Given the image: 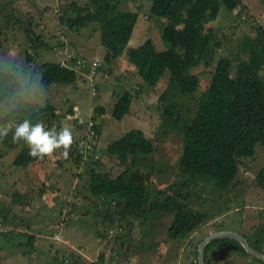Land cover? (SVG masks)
I'll list each match as a JSON object with an SVG mask.
<instances>
[{
	"label": "rangeland",
	"instance_id": "obj_1",
	"mask_svg": "<svg viewBox=\"0 0 264 264\" xmlns=\"http://www.w3.org/2000/svg\"><path fill=\"white\" fill-rule=\"evenodd\" d=\"M68 1L0 0V66L21 83L8 103H0V115L19 97L37 104L50 103L58 117L51 119L48 127L44 124L45 128L68 127L74 139L81 136L79 124L82 123L73 121L71 110H78L85 119L95 115L100 127L94 140V150L100 157L98 169L113 175L122 169V165L117 158L105 153L107 144L133 127L143 128L155 143L154 165L149 168L148 179L151 196L155 190L171 186L169 189L182 193L189 205L206 212L208 219L187 236L170 238L167 228L171 213L156 210L146 216L123 217L114 206L102 204L90 193L88 169L74 155L65 158L56 150L48 155L47 161H39L42 165L29 164L31 174H27L12 164L17 149L5 147L0 139V151H3L0 155V217L5 227L0 231L3 232L0 250L3 258L21 255L23 259L26 257L28 264H52L54 258L79 264H194L198 259V244L213 232L233 228L247 234L251 240L260 237L256 231L259 224L264 225V190L256 186L254 174L264 162V148L256 145L253 156L240 159L236 182L227 190L200 182H184L178 170L181 135H164L160 128L159 92L166 76L154 87L143 86L130 64H126L125 55L116 66L106 64L97 33L88 37L84 29L82 34H77L60 22V6ZM123 4L139 11L127 47L137 45L149 35L157 37L158 24L148 17L150 0H125ZM208 25L213 26L219 45L212 64H201L193 69L200 76L197 93L208 85L218 57L233 58L244 36H254L258 25L264 27V0H241V5L232 11L221 5L218 16ZM27 30L38 34L46 45L31 46ZM63 40L72 44L76 55L92 52L88 55L103 60L101 69L108 76L100 80L96 95L89 93L86 71L83 74L77 72L81 78L70 85L40 84L37 66L44 60H60L61 54L55 50ZM28 55L30 59H27ZM125 89L133 93V100L129 111L121 119H115L113 104ZM193 100L191 98L185 104L193 107ZM98 107H103V112ZM85 132L86 128L82 130L83 134ZM140 167L147 171L145 166ZM57 184L63 190L54 192L49 205L41 202L43 192L49 187L54 191ZM59 231L60 235L56 236ZM23 233L35 235L33 247L25 244ZM262 246L264 248V235ZM100 254L104 257L103 262L98 261ZM207 262L264 264L223 245L209 249Z\"/></svg>",
	"mask_w": 264,
	"mask_h": 264
},
{
	"label": "trees",
	"instance_id": "obj_2",
	"mask_svg": "<svg viewBox=\"0 0 264 264\" xmlns=\"http://www.w3.org/2000/svg\"><path fill=\"white\" fill-rule=\"evenodd\" d=\"M124 2L70 0L60 6L58 17L61 23L77 34H82L84 29L88 37L97 33L99 43L104 48L105 63L116 66L125 55L133 74L142 83L140 85L154 87L166 76L164 87L159 92L160 128L164 135H181L178 170L184 182H200L219 190L229 189L236 182L240 159L253 156L256 145L264 148V27L258 25L254 36H244L233 58L218 57L208 85L197 93L200 76L193 69L201 64H212L219 45L214 28L208 23L218 16L221 5L232 11L241 5V0H150L148 17L158 24L157 37L149 35L137 45L128 47L139 11L126 8ZM32 34L26 31L31 46L46 45L38 34ZM59 45L55 52L64 46L75 51L67 40L62 41L61 47ZM30 58L28 55L27 59ZM37 73L43 86L70 85L81 76L59 59L42 61L37 66ZM20 84L14 74L0 66V103H8ZM191 98L194 99L193 107L185 104ZM132 100L130 90L119 93L113 104L112 116L121 119L129 111ZM98 110L103 112L104 109L98 107ZM74 111L71 110L70 116L77 122L72 116ZM54 117H58L54 105L37 104L19 97L17 101L9 103L0 115V124L21 123L28 119L33 124L41 120L48 127ZM91 117L95 118V115ZM98 125L95 126L96 137L100 132ZM79 126L81 136L74 139L68 156L74 155L77 161L86 165L89 191L102 204L114 206L123 217L146 216L156 210L171 213L167 233L173 239L187 236L208 219L206 212L189 205L182 193L169 189L171 186L155 190L151 196L148 179L154 165L152 153L155 143L143 128L133 127L107 144L105 153L117 158L122 165V169L113 175L98 169L100 157L96 150L81 151V141L85 137L82 130L86 127L83 124ZM13 134L14 128L1 139L5 147L17 149L12 164L22 169H27L32 163L41 164L39 161L42 159L32 157L23 140L19 144L12 143ZM58 150L63 154V149ZM2 154L3 151H0ZM43 159L47 161L48 156ZM140 166H145L147 171ZM254 182L264 190V162L254 174ZM257 228L260 237L255 240L242 234L253 248L264 253V225L259 224ZM0 234L3 235V232ZM23 235L26 236L25 244L33 247L35 235ZM215 245L236 249L264 263L262 259L249 254L236 238L222 236L206 244V264L208 251ZM0 258L2 260V256ZM65 261L79 264L77 261L56 258L52 264ZM98 261H104L102 254L98 256ZM2 263L5 264L3 260ZM194 264H198V260Z\"/></svg>",
	"mask_w": 264,
	"mask_h": 264
},
{
	"label": "clouds",
	"instance_id": "obj_3",
	"mask_svg": "<svg viewBox=\"0 0 264 264\" xmlns=\"http://www.w3.org/2000/svg\"><path fill=\"white\" fill-rule=\"evenodd\" d=\"M14 128L12 143L19 144L21 140L29 148L32 157L43 159L58 149H63V156L67 158L71 145L74 143L72 131L68 127L46 129L43 121L33 124L25 119L21 123L12 122L0 124V139L6 137Z\"/></svg>",
	"mask_w": 264,
	"mask_h": 264
},
{
	"label": "built area",
	"instance_id": "obj_4",
	"mask_svg": "<svg viewBox=\"0 0 264 264\" xmlns=\"http://www.w3.org/2000/svg\"><path fill=\"white\" fill-rule=\"evenodd\" d=\"M57 52L61 54L60 62L63 65L75 69L78 73L83 74L86 71L89 93L92 96L96 95L100 80L108 76V73L101 69V59L93 55H76L70 48L65 46L63 48H58ZM72 116L77 119L78 123H82L86 126L85 137L81 141V151L86 153L94 150L93 143L96 137L95 126L97 125V120L93 117H88L87 119L83 118L78 110H75ZM94 156L97 155L94 154ZM4 229L3 221L0 219V231ZM55 235L59 236L60 231L55 233Z\"/></svg>",
	"mask_w": 264,
	"mask_h": 264
},
{
	"label": "water",
	"instance_id": "obj_5",
	"mask_svg": "<svg viewBox=\"0 0 264 264\" xmlns=\"http://www.w3.org/2000/svg\"><path fill=\"white\" fill-rule=\"evenodd\" d=\"M222 236H229V237L236 238L243 245V247L245 248V250L249 254L254 255L255 257L260 258L264 261V253L253 248L249 244L248 240L244 237V235L242 233L235 231V230L224 229V230H219V231L213 232V233L205 236L200 241V243L198 244V259H197L198 264H206L205 258H204V248H205L206 244L210 240L217 238V237H222ZM0 264H3L1 258H0ZM60 264H71V263L64 262V263H60Z\"/></svg>",
	"mask_w": 264,
	"mask_h": 264
},
{
	"label": "crops",
	"instance_id": "obj_6",
	"mask_svg": "<svg viewBox=\"0 0 264 264\" xmlns=\"http://www.w3.org/2000/svg\"><path fill=\"white\" fill-rule=\"evenodd\" d=\"M92 52H87L86 54H91ZM103 54V53H102ZM123 58V56L120 58V60ZM119 60V61H120ZM127 64V63H126ZM41 167V169H42V166H40ZM31 168V167H30ZM24 171L28 174H31L30 172H29V169H28V167H27V169L25 168L24 169ZM43 171H44V169L41 171L42 173H43ZM23 172V171H22ZM60 173V172H59ZM60 190H63V189H61V188H58V184H57V186H56V188H55V190L53 191L50 187L47 189V191H45V192H43V194L41 195V198H40V200H41V202H43V203H48V205L50 204V201H52L53 200V198H54V192H60ZM52 194V195H51ZM29 212H27L26 213V215L28 214ZM31 214V213H30ZM41 217H44V216H41ZM46 219H48V217H46ZM227 229H229V228H227ZM230 229H232V230H234L233 228H230ZM36 243V242H35ZM5 252V251H4ZM1 253H2V260H3V262H5V264H28V263H25L26 262V257L23 259V256H21V255H14V256H10V257H6L5 256V258H3L4 256V254H3V251L2 250H0V256H1ZM19 256V257H18ZM14 257V258H13ZM16 257V258H15Z\"/></svg>",
	"mask_w": 264,
	"mask_h": 264
}]
</instances>
